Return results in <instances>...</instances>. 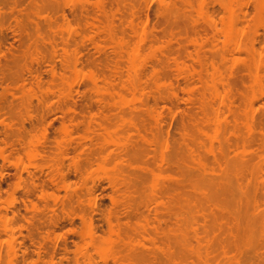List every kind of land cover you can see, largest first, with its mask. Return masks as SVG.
I'll return each instance as SVG.
<instances>
[{
  "label": "rangeland",
  "instance_id": "374dc122",
  "mask_svg": "<svg viewBox=\"0 0 264 264\" xmlns=\"http://www.w3.org/2000/svg\"><path fill=\"white\" fill-rule=\"evenodd\" d=\"M187 1L0 0V264H264V0Z\"/></svg>",
  "mask_w": 264,
  "mask_h": 264
},
{
  "label": "bare ground",
  "instance_id": "6f19581e",
  "mask_svg": "<svg viewBox=\"0 0 264 264\" xmlns=\"http://www.w3.org/2000/svg\"><path fill=\"white\" fill-rule=\"evenodd\" d=\"M12 1H14V0H12ZM130 2H131V0H130ZM183 2H186V3L188 4L189 1H187V0H186V1L183 0ZM132 5H133V4H132ZM144 5H145V4H144ZM188 5H190V4H188ZM135 6H136V5H135ZM12 8H13V7H12ZM133 8H134V7H133ZM134 9H135V8H134ZM10 10H12V9H10ZM131 10H133V9H131ZM140 10H141V9H140ZM138 11H139V10H138ZM135 12H136V10H135ZM136 14H137V13H136ZM167 18H168V17H167ZM170 18H171V17H169V19H170ZM172 19H173V18H172ZM167 20H168V19H167ZM177 21H179V19H177ZM172 22L174 23L175 21H172ZM180 24H181V23H180ZM178 25H179V23H178ZM212 25H213V24H212ZM212 25H211V26H212ZM174 26H176V25H174ZM179 26H180V25H179ZM214 28H215V27H214ZM0 30H1V29H0ZM180 32H181V31H180ZM180 32H178V33H180ZM109 33H111V32H109ZM255 33H256V32H255ZM253 34H254V33H253ZM256 34H257V33H256ZM111 35H112V34H111ZM254 35H255V34H254ZM254 35H252V36L255 37ZM253 37H250V38H249L250 41H249V40H246L247 42L244 43V44H245V47L243 46V45H244L243 43H239V42H237V41L232 42L231 45H232V50H234V52H235V51L237 52V50H239V48L244 47V48H243V51L246 52V56H247V58H248L249 64H250V65L252 64V66H254V69H255V70H254V75H253L254 81L258 82V81H257L258 78H259V81H260V77H261V75H262L263 72H264V70H263V69H264V68H263V67H264V66H263L264 62H262V60L264 61V57L262 56L263 53H262L261 51H260V52L262 53V55H261L262 57L260 56V52H259L258 49L256 48L257 45L255 44V43H257V42H256L255 39H253ZM256 37H257V35H256ZM256 37H255V38H256ZM256 39H257V38H256ZM113 40H114V39H113ZM258 42H259V41H258ZM240 44H243V45L240 47ZM255 45H256V46H255ZM259 49H260V48H259ZM241 50H242V49H241ZM241 50H240V51H241ZM222 56H224V53L222 54ZM222 56H221V57H222ZM74 57H75V56H74ZM259 57H261V59H262V60H261L262 63L260 64V67H259V63H260V62H259V60H260ZM222 58H223V57H222ZM68 59H69V58H68ZM68 59H67V61L69 62L70 59H69V60H68ZM71 59H74V58H71ZM144 59H146V58H144ZM144 59H143V60H144ZM148 59H152V57H151V58H148ZM71 61H72V60H71ZM74 61H75V60H74ZM145 61H146V60H144V62H145ZM144 62L141 61L142 65H143ZM71 63H72V67H73V65L76 64L77 61H76V63H74L73 61H72ZM141 63H140V64H141ZM144 64H145V63H144ZM69 65H70V64H69ZM142 65L139 66V69H138V70H137V69H136V70L134 69V70L132 71L133 73H130V74L128 73V74H127V75H128V78L131 77L132 79L129 78L128 80H130V81H128V83H127L128 86L126 85L127 88H126V87H122V89H123L124 91H128V92H127L128 94L132 93V94H130V96H131V95H135L134 93H143V92H144V89L139 85L140 83H138V82L141 80V78H140V76H142L141 74H143V73H141V70H142V69L140 68ZM250 65H248V69H253V68H251ZM70 66H71V65H70ZM75 66H76V65H74V67H75ZM144 66H145V65H144ZM176 66H177V69H178V70H180L181 67H182L181 65H180L181 67L178 66V65H176ZM74 67H73V68H74ZM142 67H143V66H142ZM179 67H180V68H179ZM261 67H262V68H261ZM260 68H261V71L263 70V72H261L262 74L259 73ZM182 70H183V68H182ZM248 71H250V70H248ZM251 71H252V70H251ZM251 71H250V72H251ZM143 72H144V71H143ZM179 72H180V71H179ZM249 74H250V73H249ZM251 74H252V73H251ZM251 74H250V77H251ZM259 74H260V75H259ZM129 75H130V76H129ZM153 77H154V76H153ZM94 78H95V77H94ZM91 79H93V78H91ZM261 79H262V78H261ZM262 80H263V79H262ZM90 81H91V80H90ZM95 81H97V80H95ZM95 81H91V82H92V85L94 86V90H92V91H93L94 94H96L97 96H98V95L100 96V93H101V94L103 93V92H102L103 88L101 89V87L98 86L97 83H96ZM137 81H138V82H137ZM155 81H157V79H156ZM129 82H130V83H129ZM153 82H154V81H153ZM158 82H160V81L158 80ZM158 82H156V83L154 82V83H153V84H155V90H156V91L153 90V92H155V93H159V92H160L159 89H160L161 86H160V84H159ZM261 82H262V81H260L259 83H261ZM137 83H138V84H137ZM98 84H99V83H98ZM256 84H257V83H256ZM99 85H100V84H99ZM110 85H112V84H110ZM110 85H109V86H110ZM257 85H258V84H257ZM263 85H264V81H263ZM263 85L260 86V87L262 88ZM107 86H108V85H107ZM109 86H108V88L104 89V92H105V93L110 94V95H113V96H115L114 94H116L117 96H118V94H120L118 91L115 90V87H114L113 85H112L113 87H112V86L109 87ZM113 88H114V89H113ZM125 89H126V90H125ZM259 89H260V88H259ZM160 90H161V89H160ZM262 90H263V89H262ZM114 91H116V92H114ZM158 91H159V92H158ZM129 92H130V93H129ZM63 93H64V92H63ZM117 93H118V94H117ZM61 95H62V94H61ZM103 95H104V94H102V96H103ZM173 95L175 96V93H174ZM121 96H122V95H120V97H121ZM66 97H67V96H66ZM133 97H135V96H133ZM123 98H124V97H123ZM121 99H122V98H121ZM121 99H120V101H121ZM132 100H134V99H132ZM122 101L125 103L124 100H122ZM126 101H127V100H126ZM123 102H122L121 104H124ZM252 102H253V100H252ZM253 103H254V102H253ZM127 104H128L129 107H130L131 104H129V103L126 102V105H127ZM204 104H205V103H204ZM204 104H203V105H204ZM247 104H248V103H247ZM203 105H201V106H202V109L205 107V106H203ZM223 105H226V104L224 103ZM251 105H252V103H251ZM118 106H119V108H122V107H120V105H118ZM129 107H128V108H129ZM132 107H134V104L132 105ZM227 107H228V105H227ZM123 108H125V107L123 106ZM123 108H122V109H123ZM205 108H206V107H205ZM250 108H251V106H250ZM146 110H147V113L149 114V116L152 118V121H153L155 124L158 125V122H159L158 120H159V119L157 118L156 115H154V111H153L151 108H149V107H148V108L146 107ZM120 111H121V110H120ZM251 111H252V109H251ZM122 120H123V121L120 122V123H122L121 125L127 124V125H124V127H125V126H129L130 128H133V126H134V124H135L133 121H130V120H126V121H124L125 119H122ZM121 125H120V126H121ZM130 125H131V126H130ZM136 126H137V125H136ZM136 126H135V127H136ZM250 126H251V125H250ZM121 127H123V126H121ZM124 127H123V128H124ZM251 127H253V126H251ZM251 127H250V128H251ZM251 129H252V128H251ZM64 130H65V128H64ZM64 130H63V131H64ZM64 132L66 133V131H64ZM64 132H63V133H64ZM44 133H45V132H44ZM44 133H43V135H44ZM66 134H67V133H66ZM17 139H18V138H17ZM18 140H19V139H18ZM253 141H254V140H253ZM253 141L251 140L250 142H253ZM105 142H106V146L111 145V146H113L116 150L124 149V143H123V141L120 140V139H118V138H114V139H112L111 137L108 136V137H107V140H105ZM261 142H263V141L261 140ZM3 145H4V144H3ZM4 147H5V146H4ZM5 149H6V148H5ZM227 149H229V146H228ZM0 154H1V153H0ZM37 154H38V153H37ZM37 156H38V155H37ZM37 156H36V157H37ZM232 161H233V162H232ZM238 161H239V160H238ZM240 161H241V160H240ZM242 161H243V160H242ZM242 161H241V162H242ZM234 162H235V163H234ZM241 162H240V163H241ZM244 162L247 163L246 165H248V162H246V161H244ZM231 163H232V164H231ZM237 163H238V162H237V161H234V160H231V161H229V162H228V161L226 162L227 166H229L228 168L234 167L233 165H234V164H237ZM240 163H238L237 165H235V167L237 166V168H238L239 165H242V164H240ZM242 163H243V162H242ZM230 164H231V165H230ZM169 166L171 167V166H172V163H171V165H168L167 167H169ZM239 167L242 168V166H239ZM245 167H246V166H244V167L242 168V169H244V170H243V173H241L242 171H239V170H238V171H239V173H238L239 175H240V173H241V175H242V174H243V175H244V174L246 175L247 172L249 173V170L246 168V170H247V171H246V170H245ZM247 167H248V166H247ZM237 168H236V169H237ZM169 169H170V168H169ZM233 169H234V168H232V170H233ZM234 171L236 172L237 170L234 169ZM244 171H245V173H244ZM250 171H251V170H250ZM253 171H254V170H253ZM253 171H252V172H253ZM235 172H234V173H235ZM232 173H233V172H232ZM224 174H225V173H224ZM249 174H250V173H249ZM120 175H121V174H120ZM226 175H228V174L226 173ZM232 175H233V174H232ZM241 175L238 177V176H237V173H236V175L232 176V178L234 177V179H235L236 182H237V179H238V178H239V179H240L241 177L244 178L243 175H242V176H241ZM118 176H119V174H118ZM223 176H224V175H223ZM229 176H230V175H229ZM236 176H237L238 178H237ZM113 177H115V178L117 179V174L114 175ZM113 177H112V178H111V176L109 177V179H111V180H110V181H111L110 183H111L113 186H116L115 184L117 183V180H116L115 178H113ZM221 177H222V176H221ZM224 177H225V176H224ZM230 177H231V176H230ZM245 178H246V177H245ZM245 178H244V179H245ZM175 179H176V178H175ZM227 179H228V178H227ZM244 179H243V180H244ZM172 180H173V179H172ZM214 180H215V179H214ZM220 180H224V179H223V178H220ZM220 180H219V182L222 183ZM230 180H231V179H230ZM240 180H242V179H240ZM243 180H242V181H243ZM115 181H116V182H115ZM208 181H209V180H208ZM212 181H213V180H212ZM216 182H217V181H216ZM227 182H229V181H227ZM239 182H240V181H238V183H239ZM223 183H226V181L223 182ZM53 184H54V183H53ZM209 184H211V183H209ZM209 184H208V185H209ZM216 184H218V183H216ZM226 184H228V183H226ZM239 184H240V183H239ZM239 184H237V185L239 186ZM243 184H244V182H243ZM243 184H242V185H243ZM17 185H18V184H17ZM51 185H52V184H51ZM211 185H212V187H213L214 182H213ZM224 185H225V184H224ZM229 185H230V184H229ZM229 185H228V186H229ZM22 186H23V185H22ZM34 186H36V185H34ZM215 186H216V185H215ZM218 186H219V185H218ZM225 186H227V185H225ZM238 186H237V187H238ZM243 186H244V185H243ZM241 187H242V186H240V188L238 187V189H239V190H240V189H243V188H241ZM32 188L34 189V187H32ZM223 188H225V187L223 186ZM15 189H17V188H15ZM37 189H38V188H37ZM35 190H36V188H35ZM42 190H43V189H42ZM221 190H222V189H221ZM221 190H219V191H221ZM228 190H230V189H228ZM172 191H173V190H172ZM223 191H224V190H223ZM26 192H27V191H26ZM45 192H46V191H45ZM242 192H243V191H242ZM23 193H24V192H23ZM226 193H227V192H226ZM239 193H240V192H239ZM43 194H45V193H43ZM47 194H48V193H47ZM240 194H243V193H240ZM244 194H245V192H244ZM41 195H42V194H41ZM49 195H50V194H49ZM240 197H241V196H240ZM44 198H45V197H44ZM92 198H93V196H92ZM91 201H92V199H90V202H91ZM92 202H93V201H92ZM30 205H31V204H30ZM32 205H33V204H32ZM25 209H26V207H25ZM172 214H173V213H172ZM174 215H175V214H174ZM3 216H5V215H3ZM124 216H125V215H124ZM108 217H109V216H107V219H108ZM111 217H113V216H111ZM111 217H110V218H111ZM4 218H5V217H4ZM13 218H14V217H13ZM167 218H168V217H167ZM175 218H176V216H175ZM113 219H114V218H113ZM158 219H159V218L155 217L156 223L158 224V225L156 224L157 226H155V228H154V229H155V232H156V229H157L158 227H159V228L161 227V226H159V224H160V223H161V224L164 223L162 219H159V220H158ZM8 220H9V219H8ZM109 220H110V219H109ZM109 220H107V221H108L109 225H111V226H110V229H111V227H112L111 230H112V234H113V233H114L113 231H114V229H115L114 227H116L118 223L115 224V226L113 225V226H114V227H113V226H112V223L110 224ZM115 220H116V218H115ZM115 220H114V221H115ZM160 220H162V221H160ZM169 220H170V219H169ZM175 220H176V219H175ZM226 220L229 221V219H225V220H223V221H225V223H226V222H227ZM9 221H10V220H9ZM145 221H146V222L149 221L148 218H146ZM223 221H222V222H223ZM84 222H85V220H83V223H84ZM87 222H88V223H84V224H83V226H85V227L82 229L83 232L81 231V233H80L81 235H80V236H81V239L84 238V240H85V238H87L88 240L93 241L97 236H95L96 233H94V231H93V229H92V224H91V222H89V221H87ZM146 222H145V223H146ZM162 222H163V223H162ZM171 222H172V221H171ZM229 222H231V220H230ZM5 223H6V222H5ZM5 223H4V224H5ZM147 223H149V222H147ZM147 223H146V224H147ZM215 223H216V222H215ZM223 223H224V222H223ZM223 223H222V224H223ZM227 223H228V222H227ZM2 224H3V223H2ZM125 224H127V223H125ZM6 225H7V224H6ZM6 225H5V226H6ZM109 225H108V226H109ZM121 225H122V224H121ZM165 225H166V223L164 224V226H165ZM227 225L230 226V223H228ZM2 226H3V225H2ZM222 226H225V225L223 224ZM235 226H236V225H235ZM20 227H21V226H20ZM20 227H19V228H20ZM22 227H23V226H22ZM117 227H118V228H117ZM117 227H116V228H117V229H116V232H117L116 235H119L118 232H119L121 226H120V227L117 226ZM207 227H208V226H207ZM210 227H211V226H210ZM225 227H227V226H225ZM233 227H234V226H233ZM238 227H239V226H238ZM19 228H18V229H19ZM147 228L149 229V231H148V229H146V230H147L148 232H150V228H149V227H147ZM208 228H209V227H208ZM230 228H232V227H230ZM3 229H7V227H5V228H3ZM12 229H13V228H12ZM18 229H17V230H18ZM110 229H109V230H110ZM154 229H153V230H154ZM236 229H237V228H236ZM236 229H235V230H236ZM238 229H239V228H238ZM7 230L9 231V234L7 233V235H9L8 237H9V240H10V241H8V242H9V244H8V251L11 252V253L13 254V253H14V248H13V246H12V243H13V241H14V235H13L14 232H10V231H11L10 229H7ZM7 230H6V231H7ZM21 230H22V228H21ZM157 230H159V229H157ZM227 230H229V228H227ZM227 230H226V231H227ZM4 231H5V230H4ZM143 231H144V230H143ZM159 231H160V230H159ZM159 231H157L156 233L159 234V233H160ZM162 231H163V230H162ZM15 232H16V231H15ZM145 232H146V231H145ZM145 232H144V234L147 235L148 233H147V232L145 233ZM212 232H213V231H212ZM212 232H211V233H212ZM229 232H231V229H230ZM109 233H111V232L109 231ZM201 233H202V232H201ZM163 234H164V231H163ZM212 234H213V233H212ZM15 235H16V234H15ZM196 235H197V234H196ZM229 235H230V234H229ZM230 236H231V235H230ZM232 236H233V235H232ZM6 237H7V236H6ZM94 237H95V238H94ZM117 237H118V236H117ZM142 237H143V236H142ZM147 237H148V236H146V238H147ZM195 237H196V236H195ZM197 237H198V236H197ZM166 238H167V236H166ZM199 238H200V240L202 239L201 237H198V239H199ZM142 239H143V238H142ZM143 240H144V239H143ZM151 240H152V239H151ZM164 240H165V239H164ZM196 240H197V239H196ZM230 240H231V239H230ZM235 241H236V240H235ZM121 242H122V241H121ZM198 242H199V241H198ZM227 242H228V241H227ZM127 243H128V242H127ZM225 243H226V242H225ZM208 244H209V243H208ZM226 244H227V243H226ZM226 244H225V245H226ZM231 244H233V241H231ZM122 246H123V245H122ZM127 246H128V245H127ZM230 246H231V245H230ZM123 247H124V246H123ZM132 247H133V246H132ZM130 248H131V247H130ZM130 248L128 247L129 250H131ZM206 248H207V247H206ZM219 248H220V247H219ZM222 248H223V246H222ZM222 248H221V249H222ZM225 248H226V247H225ZM225 248H224V249H225ZM229 248H230V247H229ZM229 248H228V249H229ZM237 248H238V247H237ZM237 248H236V249H237ZM143 249H144V248H143ZM156 249H157V248H156ZM207 249L210 251L211 248H209V246H208ZM221 249H219V250H221ZM230 249H231V248H230ZM247 249L249 250L250 248H247ZM120 250H121V249H120ZM123 250H124V249H123ZM123 250H121V252H122ZM215 250H216V249H215ZM251 250H252V249H251ZM251 250H250L249 252H251ZM127 251H128V250H127ZM131 251H132V250H131ZM144 251H145V250H144ZM209 251H207V255H208V252H209ZM212 251H213V250H212ZM223 251H226V250H223ZM223 251H221V254L223 253ZM239 251H240V250H239ZM252 251H256V250L253 249ZM116 252H117V251H116ZM128 252H129V251H128ZM128 252L125 251V253H127V254H128ZM132 252L134 253V251H132ZM243 252H245V251H243ZM129 253H130V252H129ZM212 253H213V252H212ZM235 253H237V252H235ZM254 253H256V252H254ZM254 253H253V254H254ZM114 254H115V253H113V254L110 255V256H111V259H110V260H112L113 263H116V264H117V263H118V264H122V263H121V262L123 261L122 259H125V258L128 259V257H126V254H125V255H124V254L122 255V253H120V255H122V256L117 255L118 253H116L115 255H114ZM131 254H132V253H131ZM131 254H130L129 257L132 258L133 256H131ZM139 254H140V253H139ZM141 254H142V252H141ZM141 254H140V255H141ZM219 254H220V253H219ZM225 254H227V253L224 252V257H225ZM128 255H129V254H128ZM135 255H136V254H135ZM149 255H150V254H149ZM247 255L250 256L251 254H247ZM247 255H245V256H247ZM255 255H256V254H255ZM144 256H145V255H144ZM144 256H143V257H144ZM204 256H205V255H204ZM231 256H232V255H231ZM231 256H230V257H231ZM233 256H234V255H233ZM260 256H261V255H260ZM260 256H259V257H260ZM120 257H123V258H120ZM135 257H136V256H135ZM141 257H142V255H141ZM150 257H151V256H150ZM207 257H208V256H207ZM209 257H210V256H209ZM218 257H219V256H218ZM251 257H252V256H251ZM146 258L149 259V256L146 257ZM146 258L144 257V260H145ZM153 258H154V257H153ZM156 258H157V257H156ZM156 258H154V259H156ZM213 258H214V257H212V259H213ZM106 259H108V258H104V259L102 260V262H103V263H106V261H107ZM127 259H125V260H127ZM154 259H153V260H154ZM214 259H215V258H214ZM238 259H240V257H239ZM241 259H242V258H241ZM125 260H124V261H125ZM131 260H135V261H136L137 259H134V258H133V259H131ZM139 260H143V259H139ZM139 260H137V261H139ZM144 260H143V261H144ZM146 260H147V259H146ZM151 260H152V259H151ZM206 260H207V259H206ZM208 260H209V259H208ZM119 261H120V262H119ZM210 261H211V260H210ZM248 261H250V260L248 259ZM131 262H132V261H131ZM147 262H148V260H147ZM151 262H152V261H151ZM153 262H154V261H153ZM156 262H158V261L156 260ZM128 263H129V262H128ZM142 263H143V262H142ZM142 263H141V264H142ZM206 263H207V261H206ZM216 263H217V262H216ZM241 263H242V262H241ZM241 263H240V264H241ZM246 263H247V262H246ZM144 264H145V263H144ZM203 264H204V263H203ZM207 264H208V263H207ZM213 264H214V263H213ZM236 264H238V263H236Z\"/></svg>",
  "mask_w": 264,
  "mask_h": 264
}]
</instances>
